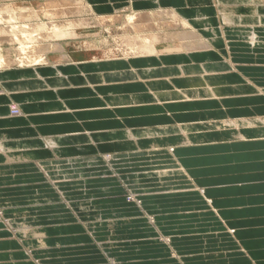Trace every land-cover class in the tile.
I'll use <instances>...</instances> for the list:
<instances>
[{
	"label": "crops",
	"instance_id": "0c3cea01",
	"mask_svg": "<svg viewBox=\"0 0 264 264\" xmlns=\"http://www.w3.org/2000/svg\"><path fill=\"white\" fill-rule=\"evenodd\" d=\"M154 1L82 0L95 17ZM156 1L203 18L206 48L98 57L97 38L76 31L50 55L62 73L0 74L1 264H264V134L207 139L233 131L227 118L264 126L251 121L264 118V0ZM202 80L224 92L204 95ZM127 130L138 146L111 148Z\"/></svg>",
	"mask_w": 264,
	"mask_h": 264
},
{
	"label": "bare ground",
	"instance_id": "6f19581e",
	"mask_svg": "<svg viewBox=\"0 0 264 264\" xmlns=\"http://www.w3.org/2000/svg\"><path fill=\"white\" fill-rule=\"evenodd\" d=\"M32 4L33 3L29 1L28 6H23L16 10H14L11 4L0 5V24L1 25L3 24L2 26L4 27L2 29L0 28V74L16 70L17 68H23L20 70L17 69L19 71L21 70L27 71L31 68L33 69L44 68V67L48 68L51 62L50 55L53 53H59V52L62 53L63 42L66 39L75 37L76 36L75 32L85 27V25H87V23L82 19L83 10L87 8L84 6L82 0H43L41 6H39L38 9H35L32 6ZM153 6L155 7L154 11H148V10L133 11L128 9L122 12V15L123 14L127 15V13L129 14L125 16L126 24L124 28H126L127 31L123 30L122 36L124 38H122V36L115 35L114 40L119 41L120 40L119 37H120L126 46H129V48L134 49L136 51V54L133 55L132 58L157 56L156 53H158V47L160 45H168V47L165 49L166 54L189 53L193 51L203 50L206 48V42L203 41L202 38L204 37L203 32L201 33L200 31H198V25L204 24V19L202 17H200L202 18V20H198L197 18L195 19L193 17H187L186 15L183 14L184 11L180 7L166 9L161 7L159 1L156 0L153 2ZM3 11L9 14L6 18L2 17L6 15L5 13L3 14ZM120 18L121 16L120 17L110 16V17H96L95 19L92 20L95 22V25L98 24V26L100 25L102 26L103 22L105 21L110 20L112 21L111 23L113 24V22L115 21L118 22ZM16 19L17 20L20 19L21 21L16 22L15 21ZM68 29H73V30L69 31ZM132 30L134 32H132ZM256 38H257L256 33H250L248 38L249 44L253 46L256 45L258 43ZM27 40L33 41L34 46L31 47L27 46L26 44V42H28ZM101 42H106V39L104 37H99V38L97 37L95 43L101 46L102 45ZM3 45L9 46L11 47V49H15L18 51L19 58L17 62L13 60L11 54L3 51L2 49ZM64 62L68 63L69 60L64 61L63 58V64H65ZM53 67H54L53 69H45L43 72L44 73L52 72L56 74L62 73L60 67H56V66ZM101 67L102 68L108 67L109 69H113L114 66L113 63H111L108 64L107 66H101ZM41 72L42 71H40V73ZM205 84L207 85V87ZM208 84H209L208 80H202L200 82V86L204 91L203 94L207 96L209 94L210 96H212L211 95L212 93L215 95V90L210 89ZM224 88L225 87H223V89H220L215 96H218L221 94V92H224ZM109 102L113 103V98H110ZM13 108H17V107L14 106ZM15 114L19 115L20 111L19 113L17 112ZM251 121L254 123L258 122L264 125V118H261L260 121L259 120H251ZM224 125L226 126L229 125V127L232 128L233 131L231 130L228 131L226 129H223L225 130L224 132L218 131V133L216 134H211V136H209L207 139L240 140L249 137L252 138L259 136L263 137L262 135H259V133L264 134V126L262 127V129H260L262 130V132L259 130L260 127L257 125H253L252 127L249 128V130L244 129V128H248L246 126L252 125L250 121H246V120L239 121V120H231L230 118H227L225 120ZM242 129L245 131L244 133ZM133 135L134 134H132V132L128 130L124 131L123 139L121 138L116 141H113L112 143H110V147L113 149H119L122 147L125 148V147L138 146L139 142L137 143V139L136 140L132 139L134 137ZM155 137H151L150 139H148V141H151L149 143L152 144V146H158L159 144H167V143L175 142L177 141L175 137H179V136H169L168 138L169 140L162 139L161 137H157V138ZM196 137H207V136L200 135ZM180 139L182 140L180 142L184 145L191 143L189 142L190 141L189 139L187 140L183 138L184 141L182 138ZM86 143L87 141L85 142V144ZM89 144H91V142L87 143L86 146H89ZM88 149H90V146ZM79 150H84V149L80 148ZM169 152H170V157L176 159L175 154L177 152V149H175V147L172 146L170 147ZM123 161H125V159ZM208 203L210 204V202ZM33 242H29V244L31 243L33 244ZM42 242L43 241H38L36 243H38V245L41 243L40 245H42Z\"/></svg>",
	"mask_w": 264,
	"mask_h": 264
},
{
	"label": "rangeland",
	"instance_id": "374dc122",
	"mask_svg": "<svg viewBox=\"0 0 264 264\" xmlns=\"http://www.w3.org/2000/svg\"><path fill=\"white\" fill-rule=\"evenodd\" d=\"M9 1V2H8ZM29 1H31L33 4H32V6L35 8V9H38L39 8V6H41V3H42V1L43 0H29ZM29 1L28 0H0V5L1 4H5V5H9V4H11L12 5V7L14 8V10H16V9H18V8H20V7H23V6H28L29 5ZM11 7V6H10ZM5 11H6V9H5ZM5 12L3 11V14H4ZM6 15H4V16H2V17H4V18H6L9 14H7V13H5ZM127 15H129L128 13H127ZM126 14H123L122 15V13L121 14H117L116 16H121V18H120V20H118V22H113V24L111 23L112 21H105V22H103V24H102V26L100 25V26H98V24H96L95 25V22L92 20V19H95L96 17L95 16H93V15H91L90 13H89V11L87 10V8H85L84 10H83V14H82V19L87 23V25H85V27H83V28H81V29H79V30H77V31H84V34H88V35H91L93 38H99V37H104L105 39H106V42H101L102 43V45H101V49L98 51V57H106V56H112V55H114V56H133V55H135L136 54V51L134 50V49H131V48H129V46H126L125 44H124V42L121 40V38L119 37V41H115L114 40V38H115V35H118V36H122V34H123V30H126V28H124L125 27V24H126V20H125V16H127ZM18 19V18H17ZM15 20L16 22H19V21H21L20 19L19 20ZM5 20V19H4ZM125 22V23H124ZM100 23V22H99ZM112 24V25H111ZM1 25V24H0ZM3 25V24H2ZM0 26V28L2 29V28H4L3 26ZM5 26V25H4ZM116 26V27H115ZM102 27H104V28H102ZM124 28V29H123ZM103 29V30H102ZM65 30H67V29H65ZM69 31H72L73 29H68ZM127 31V30H126ZM125 31V32H126ZM132 32H134L133 30H132ZM109 34V35H108ZM113 36V37H112ZM117 36V37H118ZM122 38H124L123 36H122ZM102 39V38H101ZM28 41V40H27ZM26 44H27V46H34V43H33V41H31V40H29L28 42H26ZM100 46V45H99ZM126 46V47H125ZM2 49H3V51L4 52H7V53H9V54H11V56H12V58H13V60L15 61V62H17L18 61V58H19V53H18V51L17 50H15V49H11V47H9V46H6V45H3L2 46ZM133 50V51H132ZM133 52V53H132ZM54 54V53H53ZM52 55V54H51ZM54 67H49L48 66V68H46V69H53ZM17 69H23V68H17ZM16 69V70H17ZM31 69H33V68H31ZM30 69V70H31ZM42 69V68H41ZM12 105V106H11ZM14 106H16V104H10V114L12 115V116H17L18 114H15V113H19V110L17 109V108H13ZM18 107V106H17ZM17 111V112H16ZM107 157L106 158H108V159H106L107 161L109 160H111V157H112V154H110V153H106L105 154ZM111 162V161H110ZM109 162V163H110ZM108 163V164H109ZM110 165V167L112 166L111 165V163L109 164ZM109 167V168H110ZM112 168V167H111ZM116 171H117V169H115ZM115 170H113V173H116V171ZM122 171H124V170H122ZM170 175H174V173L172 172V174L170 173ZM126 181V180H125ZM125 202L127 203V205L128 204H135V205H140V201L139 200H137V198L135 197V195L132 193V192H130L129 190L127 191V194H126V196H125ZM126 205V206H127ZM178 211V210H177ZM177 211H171L172 213H170V214H172V216H177ZM150 216L147 214V213H144L143 214V218H147V219H150L149 218ZM158 241H159V239H157ZM162 240V239H161ZM162 242H163V240H162ZM89 244H91V245H95V246H97V247H101V246H103L104 244L106 245V246H109L110 244L112 245V243L111 242H104V241H90L89 242ZM172 244H176V242H173L172 241ZM109 249V248H108ZM13 256H11L10 258H12ZM3 260H5V259H3L2 257H0V261H3ZM112 261L111 260H109V262L107 263V264H112L111 263ZM1 264V263H0Z\"/></svg>",
	"mask_w": 264,
	"mask_h": 264
}]
</instances>
